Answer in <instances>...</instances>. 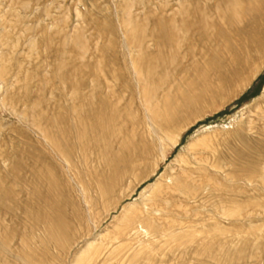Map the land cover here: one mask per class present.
Wrapping results in <instances>:
<instances>
[{
    "label": "rangeland",
    "instance_id": "obj_1",
    "mask_svg": "<svg viewBox=\"0 0 264 264\" xmlns=\"http://www.w3.org/2000/svg\"><path fill=\"white\" fill-rule=\"evenodd\" d=\"M258 6L0 0V264H264V44H245ZM235 50L241 74L213 97L211 63ZM38 168L66 238L30 217Z\"/></svg>",
    "mask_w": 264,
    "mask_h": 264
},
{
    "label": "bare ground",
    "instance_id": "obj_2",
    "mask_svg": "<svg viewBox=\"0 0 264 264\" xmlns=\"http://www.w3.org/2000/svg\"><path fill=\"white\" fill-rule=\"evenodd\" d=\"M261 2L264 3L263 0H261ZM246 10L243 9V13H245ZM251 10L252 11H251L250 15H249V12H246L245 15L246 16L248 15L251 18L250 22L252 23V26H251L252 29H254V31H255L254 32L255 40H251L250 38H248L245 41V44L248 47L259 49V47L262 48L263 47L262 44H264V10L262 11V9L259 6L256 9L254 7H252ZM225 19H227V16ZM228 21L231 25H233V22L230 19H228ZM182 23H183V25H187L188 30H191V31L195 30L196 32H199V34H202L201 38L204 40H210L211 38L217 39V38L224 37V35L220 36V35H214V34L207 33L208 27L206 28V26L204 27V29H206V32H205L195 22L184 21ZM207 24H208V26L210 25L209 26L210 28L213 25L216 26V24H214V23L207 22ZM205 35H207V37ZM198 38H200V36ZM201 38H200V40H201ZM182 42H183V44H184V42L187 44V42H189V39L185 38L184 40L181 41V43ZM186 50L188 51V49H186ZM190 51H192V50L190 49ZM234 52H235V54H233V58L230 59L229 62H227L226 60H223L222 58L219 59V57H217L216 60L219 59L218 60L219 63H217L216 60H214V62L211 63V65L213 66L212 70L216 71L219 74V76L221 77L222 84H223V88H220V90H215L212 92L213 97L220 95V93L223 91L224 88H226V87L228 88L230 85L234 84L235 80L237 79V77L239 75V72L242 70L241 67L243 66L244 63H246V61H243L242 58L236 53V50ZM185 53H187V52H185ZM220 62H223V63L220 64ZM225 63L228 65V66L227 65L226 66L229 69H226V67L224 66ZM193 68H198V71H200L199 65H196ZM176 70L180 73L182 68H180V66H178ZM240 74H241V72H240ZM96 124L100 128H102V127L104 128V126H105L104 121L101 119L99 121L97 120ZM61 154L64 155L63 152H61ZM65 157H67V156H65ZM128 163H129V157L128 156L116 158L115 161H113V163L110 165L112 168V171L110 173V178L114 179L119 174V172L122 173V176L127 175V171L129 170V167H127ZM43 171H44L43 169H39V168L36 170L34 169V177L38 181V183H36L35 188H34V195L36 196V199H39V201H41L45 205H42L39 210L32 211L30 213V217L33 219L34 226H38L42 223L45 231L47 232V234L49 236H53L55 238H59V237L66 238L68 236L70 230H71V226L69 225V223L62 222L61 217L64 216V214H65L64 210L59 209V215H58V217L56 216L57 218L53 217L47 211V208H49L50 206L55 204L56 200L54 198V192H53V186H52L53 179L50 177H46L47 174L44 173ZM46 181L49 182V188H48L47 193H45V197H44L43 196L44 192L42 191V188L44 185L42 183H45ZM114 182L115 181H113V183L111 185H108L109 187H107V188L101 187L102 188L101 191H103V194L110 192L114 188ZM112 192H114V190H112ZM158 202L159 201H156L154 204H151V207L156 212L160 211V209L163 208V206L160 204V202L159 203ZM28 205H29V203H27V205H24V206H28ZM143 220L145 221V219H141V221H143ZM147 222L149 223V220ZM131 229H132L131 227H127L126 232L124 234L127 235V234H129V232H133ZM151 233H153L152 235L154 236L153 230ZM0 241H2V243L5 245V242L2 239H0ZM60 243H62V242L61 241L58 242V246L61 247L62 245Z\"/></svg>",
    "mask_w": 264,
    "mask_h": 264
}]
</instances>
